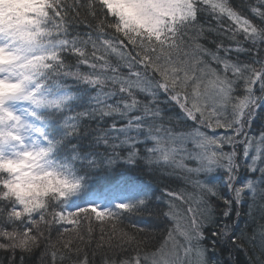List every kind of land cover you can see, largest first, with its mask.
Listing matches in <instances>:
<instances>
[{
	"label": "snow or ice",
	"instance_id": "6c2138e0",
	"mask_svg": "<svg viewBox=\"0 0 264 264\" xmlns=\"http://www.w3.org/2000/svg\"><path fill=\"white\" fill-rule=\"evenodd\" d=\"M239 253L264 264V0H0V264Z\"/></svg>",
	"mask_w": 264,
	"mask_h": 264
},
{
	"label": "trees",
	"instance_id": "16d2710c",
	"mask_svg": "<svg viewBox=\"0 0 264 264\" xmlns=\"http://www.w3.org/2000/svg\"><path fill=\"white\" fill-rule=\"evenodd\" d=\"M255 133H259L260 131V122L257 121L252 129ZM145 179H147V177H144ZM170 187L176 189V190H180L181 187H184L183 182L181 180L178 179H174L172 181V183L170 184ZM248 212H249V208L247 205H245V208L243 210V214L240 217V227L244 228L245 227V221H248L249 224L252 223L251 218L248 216ZM252 212L255 214L256 218H258L260 216V211L258 207H254L252 209ZM235 219V216L233 217ZM227 254L225 253V256ZM235 257V264H247V257H245L243 255V253H239V254H234ZM97 264H99V258H97Z\"/></svg>",
	"mask_w": 264,
	"mask_h": 264
},
{
	"label": "rangeland",
	"instance_id": "374dc122",
	"mask_svg": "<svg viewBox=\"0 0 264 264\" xmlns=\"http://www.w3.org/2000/svg\"><path fill=\"white\" fill-rule=\"evenodd\" d=\"M257 220L259 219V217L258 218H256Z\"/></svg>",
	"mask_w": 264,
	"mask_h": 264
}]
</instances>
